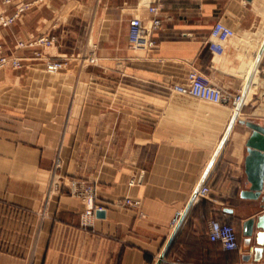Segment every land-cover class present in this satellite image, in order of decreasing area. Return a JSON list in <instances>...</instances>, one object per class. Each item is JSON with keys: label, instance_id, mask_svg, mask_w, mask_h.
I'll return each mask as SVG.
<instances>
[{"label": "crops", "instance_id": "0c3cea01", "mask_svg": "<svg viewBox=\"0 0 264 264\" xmlns=\"http://www.w3.org/2000/svg\"><path fill=\"white\" fill-rule=\"evenodd\" d=\"M5 1L0 15L28 6L0 27L4 55L24 65L0 69V264H264V190L249 196L261 165L248 163V123L264 126V0ZM150 6L156 46L132 49L130 20ZM218 22L236 33L222 55L209 47ZM42 37L57 42L20 47ZM46 59L68 66L51 75ZM193 69L242 99L208 173L236 107L172 91ZM58 155L63 175L96 187L104 216L91 226L68 191L47 199ZM215 220L234 226L238 250L210 240Z\"/></svg>", "mask_w": 264, "mask_h": 264}, {"label": "built area", "instance_id": "2783aa9c", "mask_svg": "<svg viewBox=\"0 0 264 264\" xmlns=\"http://www.w3.org/2000/svg\"><path fill=\"white\" fill-rule=\"evenodd\" d=\"M13 0H6V3H11ZM22 8L19 13L13 16L0 15V27H10L19 18L20 13L27 7ZM151 18L144 20L140 17H134L129 23L128 39L132 49L151 50L156 46L155 35L162 28V21L159 13L160 9L157 6H150L148 8ZM235 31L225 23H216L211 30V41L209 43L210 51L214 55H222L225 51V44L234 38ZM57 42L56 38L42 37L37 41L29 43H21L20 47H52ZM35 56L41 58L42 53L37 51ZM91 63H95V58L90 59ZM23 62L17 57H8L3 53V47L0 45V69H21ZM68 66L67 60H50L45 61V70L48 74L55 75L66 69ZM264 77V75H263ZM172 91L185 96H190L202 101L212 104H233L237 107L236 100L240 97L232 98L221 87L212 83L202 72L193 69L189 72L186 82L184 84L173 85ZM63 168V161L60 155L57 156L53 170L51 171L52 179L47 193V199L53 195H61L68 191L72 196L81 199L85 204V211L81 217V223L84 227L93 225L96 219L97 212L103 211L104 208L96 204L97 191L93 183L64 176L61 173ZM211 192L207 185H202L198 189L197 197L205 198ZM140 203L126 199L120 206L135 207ZM183 212H177L172 220V227H177L182 218ZM218 226L219 235H216L215 228ZM209 238L212 242L221 243L226 251H235L239 249L237 232L233 225L223 223L220 221H212Z\"/></svg>", "mask_w": 264, "mask_h": 264}, {"label": "water", "instance_id": "95a60500", "mask_svg": "<svg viewBox=\"0 0 264 264\" xmlns=\"http://www.w3.org/2000/svg\"><path fill=\"white\" fill-rule=\"evenodd\" d=\"M264 53V44L262 46V49L260 51L259 57H258V61L257 64L260 60V58L262 57ZM253 74L250 77V81L253 78ZM241 107L238 106L237 110H239L240 112ZM239 113L236 112L230 125L228 128V131L226 133L225 138L223 139L220 148L216 151V154L209 166V169L207 171V173L209 172L210 168L212 167V165L214 164L216 158L218 157V155L220 154L221 150H222V146L225 144L224 141L226 139V137L230 134L234 124L237 121ZM248 127H250L254 133L248 143V148H249V158H248V163H252L254 161H259L260 165H261V169L257 172L252 171L251 173V182H252V190H251V194H249V196L253 197V198H258L261 195V192L264 190V126L261 125H257V124H253V123H248ZM200 188V186L198 187V189ZM198 189L196 190L193 200L195 198H197V193H198ZM98 216L103 217L104 216V211H99L98 212ZM253 222L250 221L248 223L249 229H251ZM260 227L264 229V217L261 219L260 221Z\"/></svg>", "mask_w": 264, "mask_h": 264}, {"label": "rangeland", "instance_id": "374dc122", "mask_svg": "<svg viewBox=\"0 0 264 264\" xmlns=\"http://www.w3.org/2000/svg\"><path fill=\"white\" fill-rule=\"evenodd\" d=\"M242 106V105H241ZM240 106V107H241ZM236 112H238L239 113V111L236 109ZM226 142V141H225ZM62 173V172H61ZM64 176H66V175H64ZM46 177H47V179L49 180V181H51V179H52V174L50 173V174H47L46 175ZM50 186V185H49ZM49 186H48V189H49ZM48 189H46L47 191H46V194L48 193ZM28 228H29V226H28ZM31 228H33V226H31ZM13 253H14V251H12Z\"/></svg>", "mask_w": 264, "mask_h": 264}, {"label": "bare ground", "instance_id": "6f19581e", "mask_svg": "<svg viewBox=\"0 0 264 264\" xmlns=\"http://www.w3.org/2000/svg\"><path fill=\"white\" fill-rule=\"evenodd\" d=\"M241 101H242V99L237 98V100H236V105H237L236 109L238 108V106H240ZM238 111H239V110H238ZM229 135H230V134H229ZM229 135H228V136H229ZM228 136L226 137L225 141L228 139ZM225 141H224V143H225ZM222 147H223V146H222Z\"/></svg>", "mask_w": 264, "mask_h": 264}, {"label": "clouds", "instance_id": "9594fccd", "mask_svg": "<svg viewBox=\"0 0 264 264\" xmlns=\"http://www.w3.org/2000/svg\"><path fill=\"white\" fill-rule=\"evenodd\" d=\"M215 232H216V235L218 236L219 235L218 226H216Z\"/></svg>", "mask_w": 264, "mask_h": 264}]
</instances>
